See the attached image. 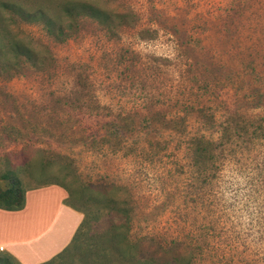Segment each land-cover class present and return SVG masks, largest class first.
<instances>
[{
    "label": "rangeland",
    "instance_id": "374dc122",
    "mask_svg": "<svg viewBox=\"0 0 264 264\" xmlns=\"http://www.w3.org/2000/svg\"><path fill=\"white\" fill-rule=\"evenodd\" d=\"M9 1L68 36L0 7L5 41L34 54H0V174H72L61 188L111 263L114 224L159 264H264V0H72L114 15L71 29L69 0Z\"/></svg>",
    "mask_w": 264,
    "mask_h": 264
},
{
    "label": "trees",
    "instance_id": "16d2710c",
    "mask_svg": "<svg viewBox=\"0 0 264 264\" xmlns=\"http://www.w3.org/2000/svg\"><path fill=\"white\" fill-rule=\"evenodd\" d=\"M0 7L10 14L11 20L13 21H17L18 19L42 21L45 24L48 32L57 40H61L60 38H67L68 36V32H66L65 29H63L61 26L57 27L56 24H62L57 21L58 18L56 16L50 17L48 15V10L45 8L39 7L36 13H34L30 8L23 6L19 2L9 0H0ZM80 15L82 17H91L93 19L109 23L112 22L114 14L109 10H105L88 2L69 0L67 3L62 5V17H67L70 19V23L67 26L68 29H71L74 26V22ZM0 19L2 18L0 17ZM4 28L5 25H0V46L3 48V50L0 52L1 56H4L6 53L13 52L14 50V52H16L18 55H26L28 59H31L34 55L33 51L27 48L21 40L16 41L9 39L8 41H5L6 28L5 30ZM198 140L202 141L201 139ZM204 150V147H197V153H202ZM69 175L72 174H65L64 182L53 181L49 184L59 185L71 195L72 191L66 181V179L69 178ZM1 180H5L6 184L2 185ZM27 190L28 188L25 186L23 179L17 174V171L8 169L6 172L0 174V208L6 210H22L26 205ZM83 201L87 200L82 198V202ZM64 202L71 207L82 211L85 215L84 219L78 227L71 243L53 258L40 264H76L75 261L78 259L83 261V264H122V262H125V257L130 258V264H159L153 258L144 259L143 257H140L139 250L137 249V243L134 242L132 238H130L129 229L124 230L120 227V225L114 224L110 226L105 232H102V235L99 237L101 239L106 238V240L113 246L114 250H118V254L113 258V263H111V261L107 259L108 257L104 253V249L102 252H100L98 249L97 243L99 240H96V236L91 233L92 221L88 213H86L81 207H78L70 202L69 198H66ZM84 236H89L90 240L85 242ZM84 242L88 246L85 247V244L83 246L82 243ZM74 252L80 253L79 258L73 256L75 254ZM2 253L4 252L0 250V254ZM10 256L13 257L12 255ZM0 263L11 264L9 259L5 257H0Z\"/></svg>",
    "mask_w": 264,
    "mask_h": 264
},
{
    "label": "crops",
    "instance_id": "0c3cea01",
    "mask_svg": "<svg viewBox=\"0 0 264 264\" xmlns=\"http://www.w3.org/2000/svg\"><path fill=\"white\" fill-rule=\"evenodd\" d=\"M66 198L61 187L46 185L27 190L22 210L0 208V250L12 255L19 264H40L64 250L85 216L66 204ZM47 217L51 218L49 223L45 221ZM53 235L52 246L46 241ZM39 246L45 255L37 254Z\"/></svg>",
    "mask_w": 264,
    "mask_h": 264
}]
</instances>
